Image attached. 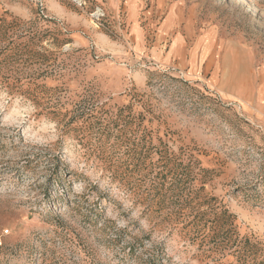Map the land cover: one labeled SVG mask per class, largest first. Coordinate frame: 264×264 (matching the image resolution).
<instances>
[{
	"label": "rangeland",
	"instance_id": "1",
	"mask_svg": "<svg viewBox=\"0 0 264 264\" xmlns=\"http://www.w3.org/2000/svg\"><path fill=\"white\" fill-rule=\"evenodd\" d=\"M155 1L0 0V264H264V0Z\"/></svg>",
	"mask_w": 264,
	"mask_h": 264
},
{
	"label": "crops",
	"instance_id": "2",
	"mask_svg": "<svg viewBox=\"0 0 264 264\" xmlns=\"http://www.w3.org/2000/svg\"><path fill=\"white\" fill-rule=\"evenodd\" d=\"M127 3V25L130 26V30L134 33V35H138V33L140 32V26H142L139 19L140 2L139 0H127ZM98 9L102 10L105 13V17L107 16V18L109 15H111L103 6L98 7ZM181 16L182 10L179 1L171 2L168 0H157L152 3L151 7L148 10H146L145 19L147 20V23L145 26H159V29H161L160 31L163 36H167L169 33L175 31L177 26H183L181 23ZM111 19L115 20L116 22V24L111 22L113 24L112 26H122L121 22L123 20L121 19L120 15L113 13ZM181 41V36L176 35L171 48V52H176L179 49V47L181 46ZM154 54L157 57H159L160 55L162 56V52H159L157 50L156 52H154Z\"/></svg>",
	"mask_w": 264,
	"mask_h": 264
},
{
	"label": "built area",
	"instance_id": "3",
	"mask_svg": "<svg viewBox=\"0 0 264 264\" xmlns=\"http://www.w3.org/2000/svg\"><path fill=\"white\" fill-rule=\"evenodd\" d=\"M94 15H96V19L99 21L101 17L105 15V13L102 10L98 9L94 12Z\"/></svg>",
	"mask_w": 264,
	"mask_h": 264
}]
</instances>
